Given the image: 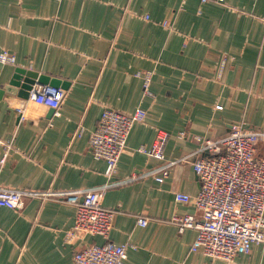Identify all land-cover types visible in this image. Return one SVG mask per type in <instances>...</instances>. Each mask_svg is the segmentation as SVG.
<instances>
[{
    "label": "crops",
    "instance_id": "1",
    "mask_svg": "<svg viewBox=\"0 0 264 264\" xmlns=\"http://www.w3.org/2000/svg\"><path fill=\"white\" fill-rule=\"evenodd\" d=\"M225 1L0 0V51L16 57L15 65L0 63V186L57 198L105 184L107 163L93 157L90 137L106 108H141L147 119L134 125L112 179L118 185L102 199L117 211L110 242L135 246L125 263L264 264L262 243L232 262L213 259L190 250L195 229L180 233L171 222L200 217L192 203L176 201L201 188L196 137L218 139L240 123L264 130V0ZM22 72L34 87L67 89L59 114L30 103L20 120L14 106L26 99L7 87ZM140 72L151 73L149 93ZM159 130L170 135L166 161L140 151ZM12 138L4 157L2 143ZM256 153L264 158V140ZM180 158L163 183L151 174L129 181L140 168L150 173ZM75 210L56 199L0 207V264H74L81 247L106 243L100 236L68 242Z\"/></svg>",
    "mask_w": 264,
    "mask_h": 264
},
{
    "label": "built area",
    "instance_id": "2",
    "mask_svg": "<svg viewBox=\"0 0 264 264\" xmlns=\"http://www.w3.org/2000/svg\"><path fill=\"white\" fill-rule=\"evenodd\" d=\"M200 1L219 5L226 3L225 0ZM164 26L170 28L171 23L165 22ZM0 63L15 65L16 57L2 50ZM137 76L143 78L144 90L149 93L151 73L140 72ZM37 84L30 89L25 103L14 106L20 120L28 118L30 103L59 114L57 111L66 97L67 89ZM146 119L147 112L141 108L132 114L111 108L103 110L99 124L90 137V148L95 159L107 163L105 184L83 192L58 193L57 198L55 192L49 190L30 192L0 186V207L21 210L29 199H56L71 205L76 209V214L73 227L67 231L68 242L87 236H100L107 241L102 245L93 243L78 249L73 258L74 264H126L127 251L135 246L131 243L110 242L117 211L103 207L102 199L109 189L118 185L112 179L117 173L120 157L126 151L134 125ZM82 131L80 127L77 135ZM169 136L166 131L159 130L152 146L149 149L142 147L140 151L166 161ZM180 137H185V134L181 133ZM262 140L264 130L248 127L244 123L232 125L229 132L218 139L196 137L198 147L195 153L200 158L192 166L201 188L194 196L177 193L176 201L192 203L200 217L175 215L171 220L180 233L186 228L197 231L191 251L201 250L210 258L232 262L238 255L249 253L253 244H264V158H259L256 153L257 145ZM13 145V138L2 143L4 157ZM185 161V158L168 161L150 173L140 168L138 174H132L129 181L151 174L156 182L163 183L171 167ZM138 223L145 226L147 220L140 218Z\"/></svg>",
    "mask_w": 264,
    "mask_h": 264
},
{
    "label": "water",
    "instance_id": "3",
    "mask_svg": "<svg viewBox=\"0 0 264 264\" xmlns=\"http://www.w3.org/2000/svg\"><path fill=\"white\" fill-rule=\"evenodd\" d=\"M25 72H22L19 78H17L15 81H13L10 85L7 87V91L17 93L19 92V95L25 99H27L29 91L32 87V85L35 83V81L31 77H25ZM53 86H57L54 83H51Z\"/></svg>",
    "mask_w": 264,
    "mask_h": 264
}]
</instances>
